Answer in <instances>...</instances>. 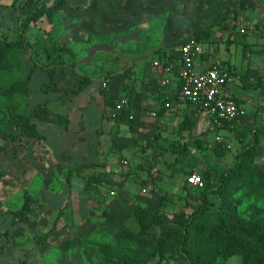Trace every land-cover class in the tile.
<instances>
[{
	"label": "crops",
	"instance_id": "0c3cea01",
	"mask_svg": "<svg viewBox=\"0 0 264 264\" xmlns=\"http://www.w3.org/2000/svg\"><path fill=\"white\" fill-rule=\"evenodd\" d=\"M56 1L0 0V50L6 43L21 38L22 32L26 42L22 49L8 50L4 56L8 67L0 68V264H102V243L128 252L136 247L116 244L114 234L125 225L119 217L107 215L98 221V215L108 214L109 210L117 213L124 208L120 201L91 199L84 187L73 189L75 167L66 172L67 187L55 189L48 172H53L55 160L63 155L56 156L51 147L46 154L37 151L38 144L49 147L52 116L59 118L61 114L78 111V127L83 126L89 132L82 115L83 109L87 110L86 103L76 101V96L84 92L89 93L88 99L93 96L94 103L101 105L103 123L93 131L98 137L101 161H94L95 167L88 166L89 163L82 166L104 173L111 187H137L141 194L135 206L144 216L148 208L160 202L149 199L143 192L169 189L180 200L189 196L192 199L188 193L197 188L185 178L192 172L202 174V169L216 168L225 162L226 151L221 154L213 148L217 135L223 138L225 146L230 147L236 141L241 147L246 143L247 133L252 139L257 128L258 154L263 150L264 0H238V8L228 7L230 12L225 14L226 8L220 17L217 15L221 9L215 10L204 0H59L57 10L23 27L24 17L35 6L44 3L52 8ZM199 1L203 3L200 5ZM201 29H204L198 41L201 50L194 68L202 71L216 63L229 68L232 76L227 91L246 110L244 116L219 128L214 127L205 111L177 99L180 81L175 72H163L153 65L154 60L165 63L173 59L174 49ZM75 70L80 71L77 77L74 74L75 86L61 93L59 87L71 84ZM37 72L42 73V82L33 89L31 83ZM82 76L89 77L91 82L75 92ZM103 77L111 92L129 97L126 119L110 115L111 119L105 118L99 88L98 97L92 90L100 86L98 82ZM165 78L168 82L163 85ZM36 90L51 95L43 102L29 104ZM55 101L61 102L57 112L50 105ZM40 104L44 107L37 108ZM26 124L37 135L20 132L21 127L30 130ZM153 126L155 130L148 134L156 136L153 145L160 143L166 149L183 140L189 145L185 156L173 164L180 174L171 175L166 163L178 156L162 154L161 148L154 166L150 162L144 166L143 162L149 158L142 150L140 138L142 131L147 132ZM210 134L213 143L208 140ZM137 151L142 152L135 155ZM149 155L154 156L153 152ZM205 156L210 162L206 168L200 163ZM42 166L46 167V173L40 169ZM150 167L156 171L153 175ZM71 169L74 171L69 174ZM212 179L213 174L211 182ZM103 187L98 183L95 188L103 190ZM25 197H30L27 220L21 215L14 216ZM54 198L58 203L53 202ZM160 208V212L174 213L173 207L167 208L164 202ZM184 208L179 207L177 212Z\"/></svg>",
	"mask_w": 264,
	"mask_h": 264
},
{
	"label": "trees",
	"instance_id": "16d2710c",
	"mask_svg": "<svg viewBox=\"0 0 264 264\" xmlns=\"http://www.w3.org/2000/svg\"><path fill=\"white\" fill-rule=\"evenodd\" d=\"M208 6L215 10V0H204ZM61 3L56 1L52 8L46 7L43 3L35 6V10L24 17L22 25L25 28L31 21H35L47 15L49 11L57 10ZM230 12L227 7L225 14ZM204 29L194 31L193 40L198 42L201 32ZM26 42L24 32L13 42H8L0 50V68H7L8 64L4 56L11 48L22 49ZM91 82L87 76H82L79 80L75 92L81 91ZM46 88V86L44 87ZM99 92L103 98L105 107H115L117 94L110 91L108 82L105 87L100 85ZM129 103V99H128ZM44 105H38L37 108H43ZM129 105L121 110L115 118L126 119L129 115ZM105 118L111 117L108 114ZM227 122L224 123V125ZM256 131L251 141L241 145L234 161L228 166L211 167L202 171L201 178L204 181L202 187L197 188V196L201 200L197 208L191 210L182 209L175 215L160 212L159 203L149 217L135 212L133 217L138 224V230L133 231L130 227L124 225L114 234L116 244H128L136 247H148L145 254L139 255L136 252H128L109 243L101 244V263L102 264H166V255L174 251L182 257V262L175 264H215L218 258L223 259V264L235 256L239 255L238 264H264V210L262 207L254 209L247 218L237 213V203L233 199L235 192L241 187L248 192L257 188L264 187V170L255 162L258 155L259 138ZM264 130V129H262ZM20 132L28 136L37 135L35 130H27L21 127ZM156 138V136H154ZM177 142V141H176ZM153 144H149L152 146ZM148 145L143 147L148 161L152 165L158 155L157 147L146 150ZM119 151L121 152V147ZM174 153L178 156L172 162L166 160L171 169V175L181 172L174 168L176 162L180 161L186 154L189 145L185 140L171 146ZM162 149V153L173 154V151ZM218 153L227 151L223 138L213 145ZM153 152V155H149ZM122 156V155H121ZM174 164V165H173ZM95 163H89L88 166L95 167ZM79 167L73 168L77 170ZM69 170V174L74 170ZM211 174L216 178L215 184L210 181ZM185 178L184 181L186 180ZM212 196V197H210ZM30 197H25L22 207L14 212V216L21 215L23 220H27V212ZM160 202V200H159ZM163 202V201H162ZM175 225L168 226L165 235L154 236L150 229L157 225ZM157 258V259H156Z\"/></svg>",
	"mask_w": 264,
	"mask_h": 264
},
{
	"label": "rangeland",
	"instance_id": "374dc122",
	"mask_svg": "<svg viewBox=\"0 0 264 264\" xmlns=\"http://www.w3.org/2000/svg\"><path fill=\"white\" fill-rule=\"evenodd\" d=\"M226 2H228V4H226ZM199 3L201 5L203 2L199 1ZM215 3H216V7H219V9H221L217 17L218 16L220 17V15L225 11L227 7H230L231 9L234 7L238 8V0H215ZM239 47L241 49V46ZM79 72H80L79 70H75L72 73V81L70 82L71 83L70 85H67L66 87H63V86L59 87V88H62L61 93L67 90L68 91L72 90V87H74L76 84V77L77 75L80 74ZM37 73L39 74L36 75V78H34V80L31 83V88L33 89L37 88V86H39V84L42 82V79H41L42 73L41 72H37ZM74 74L76 75V77L74 76ZM104 80H106L105 77L99 79L98 84L101 85L102 81ZM116 83L117 85L120 84V82L118 81H116ZM91 87H94V86H91ZM98 88H100V86L97 85V87L92 89L94 92V95L97 97H98L97 95ZM131 89L134 90V85H131ZM50 95H51L50 93L46 94V91L44 90H36L29 98V104L43 102ZM88 96H89V93L84 92L80 94L79 96H76V101L80 103H84V102L86 103L85 106L87 107V110L83 109L82 115H85V119L87 122V129L89 132H85L83 126L81 128L78 127L77 125L78 119H79L78 111L77 112L72 111L70 115L61 114L59 118L52 116L51 118H49L50 119L49 121L53 120L50 124L52 126L51 127L52 129H50V131L48 132L49 137L47 140L49 150L44 144H38V145L36 144L37 151L38 153L46 154L50 152L51 150L50 147H51L52 150L54 151V154H56V156L58 154L63 155L62 159L60 157L58 160H55V167L53 168V172L51 171L48 172L50 174L48 177L52 176L51 178L53 181L52 187H54L55 189H60V188L63 189L64 187H67L66 185V174L67 173L66 172L68 171V168L79 167L76 170V174L74 173L72 175V188L73 189L80 190L82 187H84V189L89 194V196L92 197L91 199H101V198L105 199L106 198L108 201L118 200L120 201L122 205H124V208L117 210V213H114V211L110 212L109 210L108 214L98 215V221H100L102 217H107V215L109 216L111 215L112 217L116 215V217H119L120 222H124V224L129 226L133 231L138 230V224L135 222L133 215L135 212L139 211L138 208H136L135 206L136 205L135 202L138 201V195L141 194V191L138 192L137 187H111L112 185L111 181L105 178L106 176L104 173L101 174V172H98L97 169L84 168L82 166L86 163H93L94 161H98L101 157L98 151V148H97V143H96L98 140V137L94 134L93 131L95 127H98L103 123L101 119V112H100L102 107L99 103L98 105L94 103L95 100L93 96H90L89 99H88ZM126 97L127 99H129L128 96ZM122 98L123 97L121 95L118 96L115 103H117V101ZM102 101H103V98H102ZM60 104L61 102L55 101L51 103L50 105H51V108L56 110L57 112V110H59L58 108ZM129 104L130 103H128V105ZM103 105H104V101H103ZM103 107H104V114H108L114 118L117 117L119 113L121 112V111H116L115 107L108 108V107H105V105ZM156 116H157V113H156ZM27 127L28 129H30L29 126ZM126 127H128L129 129L130 126H128L127 124ZM34 128L36 129V126H34ZM140 128L141 127L138 126L137 130H139ZM142 128L143 130L146 129V127L144 126ZM151 129L155 130V127L153 126L152 128H149L147 132L142 131L143 137L140 138L142 139L140 145L141 147H145V145H148L146 150L154 149V152H155L156 147H157L156 151H158V149L163 147L164 145L160 143H156L155 145L149 146V144H152V142L156 139V138L148 136V134L151 133ZM129 131L131 132V130ZM249 134L250 133L248 132L247 135ZM247 135L244 140L245 142H248L251 139V135L250 136H247ZM212 137H213L212 134H210L208 137L209 138L208 140L210 143H213ZM262 139H263V143H262L263 150L260 151L261 153L257 155L254 162L257 163V165L264 170V136L262 137ZM230 145L231 146L226 151L227 156L225 157V162L224 163L220 162L219 163L220 166H228L225 163H232L235 159L236 153L240 149L239 143L236 141H232V144ZM168 149L173 151V154H174V150L171 146H169ZM139 152H142V151H137V154L135 155H139ZM126 154L128 155L127 157L129 158L131 152L126 153ZM201 155H203L204 157V155L206 154L204 151H202ZM206 157L207 156H205V159L200 160L201 164L204 163L202 164L204 168L210 165V162H207ZM210 157L211 155L209 154V158ZM119 159H120V156H119ZM24 163H26V161H24ZM143 164L144 166H146L149 164V161L146 160L143 162ZM150 168H149V171H150ZM40 169H43V171H45L46 167L42 166L40 167ZM201 171H203V169ZM155 172L156 171L153 168H151L152 175ZM44 173H46V171ZM144 174L146 173L144 172ZM84 182L85 184L83 185ZM215 182H216V178L213 175V179L211 183L215 184ZM98 183L103 184L104 186L103 190H100V189L96 190L95 187ZM111 190L114 191V194L112 195L110 194ZM247 190H244L240 187L233 196V199L237 203V213L245 218H247L249 214L256 208L262 207V209L264 210V187L251 190V192H248ZM108 193L110 197L108 196ZM143 193L149 199H155L157 201L160 200V203H159L160 211H161L160 206L162 205V201L166 203L167 208H171L172 206L173 207L172 210H174L173 215L176 214L179 207H186L185 209L191 210L193 208H197L201 203V200L198 198L197 195H195L196 193H198L197 190H192L191 192L188 193V195L190 194L192 195V199L189 196L186 198L183 197L181 200L180 198L176 197V193L173 190L169 191V189L152 190V191H146ZM77 194L81 195V192L78 191ZM53 202L58 203V200L54 198ZM154 209H155L154 206H151L150 208H148L145 211V214H147L146 217H149L150 214L154 211ZM95 223H99V222H95ZM168 226H175V225L161 224V225L154 226L150 229L151 234H153L155 237L163 236L165 235V230H166V227ZM146 251H147V247H138V248L135 247L134 248V252H136L139 255L145 254ZM239 260H240V256L235 255L229 258L225 262V264H238ZM173 262H176V263L182 262V257L177 255L174 251L169 252L166 255V264H172ZM215 264H223V259L218 258Z\"/></svg>",
	"mask_w": 264,
	"mask_h": 264
},
{
	"label": "built area",
	"instance_id": "2783aa9c",
	"mask_svg": "<svg viewBox=\"0 0 264 264\" xmlns=\"http://www.w3.org/2000/svg\"><path fill=\"white\" fill-rule=\"evenodd\" d=\"M174 58L168 62L162 63L154 60L153 65L160 67L161 71L167 73H176L180 88L177 92V99L180 102L187 103L200 111H205L211 118L214 127L219 128L225 122L244 116L246 110L239 105L228 93L226 85L231 79V70L220 64H212L209 68L198 71L194 68V61L200 53V45L190 38L174 49ZM168 82V78L163 79V85ZM107 80L102 81L101 85L105 87ZM128 105L127 97L118 100L115 105L116 111H121ZM221 136L217 135L216 140ZM226 147L229 148L227 144ZM123 164L126 160L121 161ZM187 183L200 188L204 181L198 172H192L187 177ZM110 194H114L111 190Z\"/></svg>",
	"mask_w": 264,
	"mask_h": 264
}]
</instances>
